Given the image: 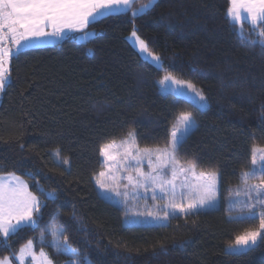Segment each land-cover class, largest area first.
I'll list each match as a JSON object with an SVG mask.
<instances>
[{
  "label": "trees",
  "instance_id": "obj_1",
  "mask_svg": "<svg viewBox=\"0 0 264 264\" xmlns=\"http://www.w3.org/2000/svg\"><path fill=\"white\" fill-rule=\"evenodd\" d=\"M147 2L133 0L90 23L86 42L26 47L10 60L0 98V176L22 178L40 209L35 227L0 242V260L18 264L17 251L31 240L55 264H67L72 257L51 244L57 228L81 264H264V239L243 253L225 250L258 219L232 218L220 207L163 226H125L124 211L97 192L102 146L130 131L141 147L162 146L185 113L195 127L177 158L217 172L223 196L251 168L252 147L264 146V25L243 22L240 34L227 16L229 0H156L133 17ZM133 25L162 68L130 45ZM169 73L201 89L207 108L163 94L159 80Z\"/></svg>",
  "mask_w": 264,
  "mask_h": 264
},
{
  "label": "snow or ice",
  "instance_id": "obj_2",
  "mask_svg": "<svg viewBox=\"0 0 264 264\" xmlns=\"http://www.w3.org/2000/svg\"><path fill=\"white\" fill-rule=\"evenodd\" d=\"M153 3L154 0H148L147 3L141 4L140 8L133 12V17L151 8ZM131 5L132 0H0V92L5 90L9 81L10 60L14 56L23 55L22 49L28 47L30 42L44 37H58L66 30L82 32L98 18L126 10ZM227 16L237 24L248 21L254 27L264 25V0H229ZM259 35L264 37V31ZM130 39H134L140 52H147L152 60L159 64L160 57L149 52L148 45L137 34L135 25ZM261 46L264 47V42H261ZM168 81L181 89L186 88L188 93L193 94L198 108L206 106L204 92L193 83L178 79L169 73L164 76L160 84L163 86ZM193 124L191 113L180 115L178 124L173 127L164 147L140 149L136 143L135 133L129 132L127 139L121 141L125 151L118 165L108 163L117 159L112 152L114 144L102 146L100 155L104 157L108 173L101 172L99 174L101 178L96 181L101 193L115 192L116 195H120L116 190L119 187V180H127V184L124 185L126 188L131 186L133 189L143 188L146 193L151 191L153 200L164 201L163 215L153 211L147 212L148 216L156 220H168L176 212L184 216L194 215L212 207L217 191V175L214 171L201 172L196 178V183H191L187 179L179 184L176 182L178 174L190 172L195 176V164L188 168L177 167L180 163L177 159L178 149ZM252 151L253 168L242 173L243 187L238 188L235 195L243 197L238 199L236 204L242 211L247 212L246 218L258 219L259 224L236 235L234 243L228 246L234 253L247 250L256 245L258 239H264V147L259 149L254 147ZM257 151L260 153L259 163ZM145 159L148 162V172H144L142 168ZM64 163H69L67 158L64 159ZM113 169L128 173L135 172L136 175L129 174L117 178L112 174ZM165 169H170L171 179L166 178ZM109 180L117 181L116 186L108 183ZM252 180L259 182L249 183ZM27 187L19 177L13 176L8 182L0 178V236L5 239L10 233H15L21 228L36 225L33 213L39 210L40 202L35 195L27 191ZM157 191L160 196L156 195ZM169 208L173 210L172 213L167 211ZM52 235V247L58 253L72 257L67 264H81L74 258L77 250L69 243V237L57 230H53ZM31 245L32 241H29L28 247L30 248ZM21 251L23 252V249ZM41 256H44L43 252ZM44 264H53V261L45 258Z\"/></svg>",
  "mask_w": 264,
  "mask_h": 264
},
{
  "label": "rangeland",
  "instance_id": "obj_3",
  "mask_svg": "<svg viewBox=\"0 0 264 264\" xmlns=\"http://www.w3.org/2000/svg\"><path fill=\"white\" fill-rule=\"evenodd\" d=\"M155 1L156 0H154V2ZM139 8H140V6L137 9H139ZM237 25H238V32L240 34H242V30H243L242 23L237 24ZM92 35H93V32L84 30L75 38L79 42H86V41H88L91 38ZM127 39L129 41L130 45L138 52V54L140 55V57L142 59L148 61L149 63L153 64L157 68H162L161 59L159 61V64H157V62L153 61L151 56L147 52H145V53L140 52L139 48L136 46V44L134 42V39H130V35L127 37ZM64 40H65V37H63L62 39H56V43L57 42H62ZM149 52H151V51H149ZM152 54L156 55L154 53H152ZM164 76L159 80L160 90H161V92L163 94L172 93V94H175L178 97H181V98H184V99H188V100H190L191 102H193L194 104L197 105L195 97L193 96V94L188 93L186 88L181 89L179 86L172 85L170 81L166 82L162 86L160 84V81L164 78ZM181 93H183V95ZM1 94H2V92H0V98H1ZM207 106H208V102L206 100V106L204 108H200V109H202V110L206 109ZM193 121H194V119H193ZM194 127H195V122H194L193 126L191 127V129L189 130L188 134L194 129ZM130 132H133V131H130ZM125 139H127V136L125 138H123L122 140H120V141L108 143V144H114V148L112 149V152H113V155H116V157H117L116 161H108L109 164H117L118 165L119 162L122 160L123 153L125 151V147L121 145V141H123ZM165 145L166 144H164L162 146H152V147H147V148L164 147ZM137 146L140 149L146 148V147H141L138 144H137ZM254 147L256 149H259V148L264 147V146L254 145L252 147V150H253ZM252 155H253V151H252ZM256 155H257V159H258V163H259V155H260V153L257 151ZM153 160H155V157H153ZM100 161H101V164L103 165V168L94 177V184L96 186L97 192H98V194L101 197L105 198L107 201H109L113 205L121 208L124 211L123 224L125 226H163V225H167L169 223V219L171 217L184 216V215L180 214L179 212H176L174 215H171L168 220H156V219H153L152 217L148 216L147 215L148 211H153V212L158 213L159 215H163V211L165 210L164 209V201L159 200V199L153 200L152 199L153 193L151 191H148L146 193L143 188L133 189L131 186H128L127 188L124 187V185L127 184V180H119L118 181L119 182V187L116 190L120 192V195H116L115 192L101 193V190L98 188V186L96 184V181H97V179L101 178L100 175H99L101 172L108 173V168L106 167L104 157H102L101 155H100ZM179 162L180 163H179V165L177 167L188 168V167H190L192 165V164L183 163L180 160H179ZM130 163L134 164L135 162L134 161H130ZM142 168H143L144 172H148L149 171L148 162H147L146 159L142 162ZM252 168H253V165H251V168L248 169V170H251ZM248 170H245V171H248ZM201 172L202 171H200L197 168H195V176H193V174L190 173V172L189 173H184V174H178L176 182H177V184H179L182 181H184L185 179H187L191 183H196V178L199 176V174ZM215 173L217 175V184H216L217 191H216L215 203H214V205L212 207H210L208 209H205L203 211L224 207L226 210L230 211L229 214H230V216L232 218H238V219L246 218L247 217V212L246 211H242L241 207L238 204H236V201L238 199H243V197H236V195H235L237 189L238 188L242 189V187H243L241 178H240V182L237 185L231 187L229 189V191L227 193H225V195L223 196L222 193H221V188H220L219 174L217 172H215ZM242 173H241V175H242ZM112 174L115 175L117 178H119L121 176H127L129 174H131L133 176L136 175L135 172L128 173V172H125L123 170H118V169H113V173ZM165 174H166V178L171 179V171H170V169H165ZM258 182H259L258 180H252L249 183H258ZM108 183L112 184L115 187L116 184H117V181L109 180ZM178 191H179V189H178ZM156 195L160 196L159 191L156 192ZM48 196L51 197V193H49ZM39 209H40V206H39ZM167 211L169 213H172L173 210L171 208H169V209H167ZM37 213H39V210L33 213V218L34 219H35V214H37ZM53 230L60 231L57 228L56 229L51 228L50 232L52 233ZM259 240L260 239H258L257 244H258ZM28 242L24 243L19 248V250L17 251L16 257H15V262L16 263H18V264H44L45 258L51 259L50 256L45 251L36 250V247H35L33 241H32L31 247L29 248L28 247ZM52 242H53V235H52V239H51V244H52ZM62 242L63 241H62V238H61V243ZM256 245H253L250 248H253ZM228 246H229V244L225 247V250H226V252L232 253V254L243 253V252H245V251L250 249V248H248L247 250L234 253L231 250H229ZM22 249H23V252L21 251ZM41 252L44 253V256H41ZM33 257H35L36 259L34 260ZM74 258L78 259L76 257V255H75ZM53 264H55V263L53 262Z\"/></svg>",
  "mask_w": 264,
  "mask_h": 264
},
{
  "label": "crops",
  "instance_id": "obj_4",
  "mask_svg": "<svg viewBox=\"0 0 264 264\" xmlns=\"http://www.w3.org/2000/svg\"><path fill=\"white\" fill-rule=\"evenodd\" d=\"M133 1V0H132ZM127 10V9H126ZM126 10H122V11H119V12H123V11H126ZM119 12H116V13H119ZM246 16V14H244ZM244 22H247L249 24H251L250 22L248 21H244ZM86 30V29H85ZM86 32V31H85ZM81 32H70V31H65L63 32L60 36L56 37V36H52V37H44L40 40H34L32 42H30L29 46L28 47H36V46H43V45H49V44H52V43H56V39H62L63 37H65V39L67 38H74L76 39L75 37H77ZM93 36V35H92ZM91 36V37H92ZM14 175H9V176H0V178H2V180L4 182H8L10 180H12ZM18 177V176H16ZM20 178V177H19ZM21 181H23L25 184L26 182L20 178ZM27 191L30 192V190L28 189L27 187ZM12 234V233H10ZM5 240L4 237L0 236V242ZM0 262H2V264H14V262L11 260V259H3V260H0Z\"/></svg>",
  "mask_w": 264,
  "mask_h": 264
}]
</instances>
